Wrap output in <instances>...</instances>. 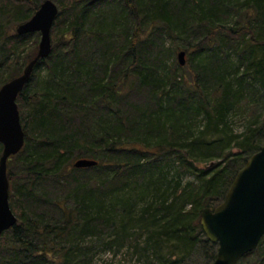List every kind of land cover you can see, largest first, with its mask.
Returning a JSON list of instances; mask_svg holds the SVG:
<instances>
[{
    "label": "trees",
    "instance_id": "16d2710c",
    "mask_svg": "<svg viewBox=\"0 0 264 264\" xmlns=\"http://www.w3.org/2000/svg\"><path fill=\"white\" fill-rule=\"evenodd\" d=\"M44 1L0 4V88L36 56L38 33L17 27ZM58 1L52 54L17 101L26 143L8 162L20 179L8 176L18 222L0 264H95L104 238L118 264H213L202 212L264 146V115L251 112L264 106V0ZM169 40L174 65L162 59ZM237 111L249 116L239 132ZM88 171L93 183L74 178ZM70 177L69 193L48 188ZM238 264H264V237Z\"/></svg>",
    "mask_w": 264,
    "mask_h": 264
},
{
    "label": "water",
    "instance_id": "95a60500",
    "mask_svg": "<svg viewBox=\"0 0 264 264\" xmlns=\"http://www.w3.org/2000/svg\"><path fill=\"white\" fill-rule=\"evenodd\" d=\"M59 15L54 0H45L33 17L17 27V34H40L38 51L22 75L0 88V239L12 229L18 218L10 205L8 161L25 146L26 135L21 122L18 98L30 82L34 68L53 51L52 29ZM186 52L179 53V61L186 65ZM95 160L80 159L77 169L91 168ZM201 224L207 238L218 245L213 264H238L247 254L256 250L264 237V146L238 172L225 199L213 210L202 212Z\"/></svg>",
    "mask_w": 264,
    "mask_h": 264
},
{
    "label": "rangeland",
    "instance_id": "374dc122",
    "mask_svg": "<svg viewBox=\"0 0 264 264\" xmlns=\"http://www.w3.org/2000/svg\"><path fill=\"white\" fill-rule=\"evenodd\" d=\"M3 1L5 2V0H3ZM3 1H0V4L4 3ZM54 1L57 3V5H58V3H60L58 0H54ZM63 4H64V6H67L68 0H63ZM38 35H39V40H38V46H39L40 34H38ZM28 42H29V45H32V44L34 45L35 40L32 39ZM172 47H173V43L170 40L167 41V52L168 53H167V55H164L165 57L163 56V58H162L163 61H165L166 63L168 62V64H170V65H174L173 64L174 55L171 52H169V50H171ZM186 59L189 60V54L188 53L186 55ZM176 62H177V64H175V68H176L177 75H179V76L182 74L186 75L187 71L184 69H181V68L185 67L186 65L182 66L180 64L179 54L175 55V63ZM186 64H187V61H186ZM41 75H42V77L45 75L44 70L41 71ZM42 77H41V80H42ZM133 94H134V98L140 97L139 92H134ZM251 112L253 114H257V115H264V106L258 107L257 109L252 108ZM236 113L237 114L235 115L234 119H232V122H233L232 127L235 130V132H239L240 130L243 129V127H244L247 119L249 118V116L247 117L244 111H237ZM75 162H76V159L73 160L72 164L74 165ZM13 164L11 165L12 167H10L9 172L11 173L13 170V173L17 177V179H20L21 173H20L18 167H16V165L15 164L13 165ZM93 174H96V173L94 171H88V172L82 173V174L76 173L74 175V178L80 179L84 183L87 182V180H88L90 183H87V184H91L92 181L89 180L88 178L92 177ZM191 179H192V177H190L189 174L184 176L185 182L190 181ZM94 181L95 180H93V182ZM68 182H70V183L67 184ZM74 183H75L74 179L70 177V178H68L67 181L60 183L57 186V188L56 187L54 188V186H49V185H48V188L53 189V192L57 191V193L61 192L65 195V194L69 193L71 188L74 186ZM103 240H104V242L102 244L93 245V250H94V253L96 254L95 255V257H96L95 264H118L119 260H124L123 257L121 258V256H118L117 258H115L113 256L112 252L111 253L108 252L109 247H107V244H105V243H107V240H106V238H104ZM4 244H6V242ZM106 247H107V250H106ZM190 261H191L190 264H205V259H203L202 257L198 258V256H195V258L191 259ZM130 262H131L130 264L134 263L133 260H131ZM127 264H129V262Z\"/></svg>",
    "mask_w": 264,
    "mask_h": 264
}]
</instances>
